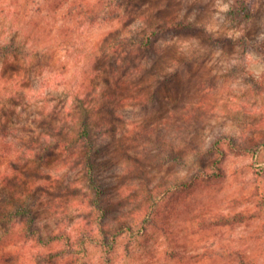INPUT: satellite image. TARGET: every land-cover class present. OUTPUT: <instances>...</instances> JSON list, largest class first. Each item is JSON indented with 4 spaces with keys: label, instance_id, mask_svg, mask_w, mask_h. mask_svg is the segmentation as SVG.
<instances>
[{
    "label": "trees",
    "instance_id": "trees-1",
    "mask_svg": "<svg viewBox=\"0 0 264 264\" xmlns=\"http://www.w3.org/2000/svg\"><path fill=\"white\" fill-rule=\"evenodd\" d=\"M134 1L0 0V60L8 67L21 65L17 83L0 89V264H92L93 253L99 255L97 264H131L135 246L153 230L168 240L164 214L170 200L223 172L215 166L218 158L209 156V164L184 181L165 185L154 179L153 160L160 168L181 161L177 143L194 119L180 118L175 136L168 119L151 124L136 110L140 116L141 110L148 115L160 109L178 74L165 72L168 57L152 52L158 41L196 24L150 12L141 28L125 35L120 25L139 7ZM238 10L252 16L245 3ZM101 26L106 30L87 53L78 33ZM70 46L84 66L65 90L64 107L48 112L45 99L31 136H16L9 118L12 94L34 78L44 87L42 52H71ZM54 61L56 54L46 66ZM67 74L53 75L47 85ZM126 109H133L135 118H128ZM215 142L207 154L224 155ZM54 162L51 176L46 171ZM123 175L127 179H120ZM129 199L133 208L126 216ZM77 209L83 215L73 221ZM169 245L164 255L171 256Z\"/></svg>",
    "mask_w": 264,
    "mask_h": 264
},
{
    "label": "rangeland",
    "instance_id": "rangeland-1",
    "mask_svg": "<svg viewBox=\"0 0 264 264\" xmlns=\"http://www.w3.org/2000/svg\"><path fill=\"white\" fill-rule=\"evenodd\" d=\"M242 3L250 7V18L238 10ZM134 5L139 6L132 9L134 15L120 25L125 35L141 28L150 12L189 18L196 24L158 41L152 52L168 57L165 72L178 74L169 82L160 109L148 115L141 110L140 116L136 110L138 117L148 118L151 124L168 119L172 135L176 128L182 129L180 118L194 119L183 127L177 143L181 161L160 168L153 160L154 179L165 185L184 181L207 166L209 156L218 158L215 166L223 172L198 183L184 197L171 199L164 214L168 240L153 230L135 246L131 264H264V0H135ZM103 26L78 33L87 53L106 30ZM69 48L71 52H42L44 87L34 78L31 85L25 83V88H16L12 94L15 105H9V118L16 136H31L40 124L45 99L50 100L48 112L64 107L65 90L74 83V72L84 66L74 59L75 47ZM53 54L58 61L47 67ZM139 62L135 58L134 64ZM20 69L19 62L8 67L0 60V89L12 88ZM62 71L68 72L65 78L47 85L48 79ZM126 111L128 118H135L133 109ZM215 141L224 155L207 154ZM57 166L54 162L46 173L53 176ZM125 203L124 215L129 216L133 202ZM79 211L74 212L73 221L83 215ZM168 242L171 256L164 255ZM93 254L92 264H97L99 255Z\"/></svg>",
    "mask_w": 264,
    "mask_h": 264
}]
</instances>
